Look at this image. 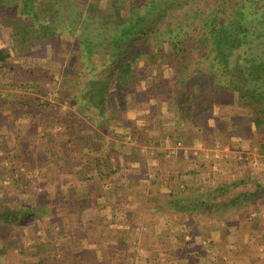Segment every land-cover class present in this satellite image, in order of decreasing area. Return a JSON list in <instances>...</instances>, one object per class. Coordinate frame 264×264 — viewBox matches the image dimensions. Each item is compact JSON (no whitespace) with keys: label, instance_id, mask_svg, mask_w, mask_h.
Here are the masks:
<instances>
[{"label":"rangeland","instance_id":"1","mask_svg":"<svg viewBox=\"0 0 264 264\" xmlns=\"http://www.w3.org/2000/svg\"><path fill=\"white\" fill-rule=\"evenodd\" d=\"M60 1L54 12L40 6L35 17L36 26L50 19L59 25L58 46L38 41L26 58L15 55L7 65L0 63V214L30 211L23 223H0V264H178L180 248L191 249L184 263L263 260L264 190L238 206L217 205L238 190L255 191L256 183L264 184V154L258 144L264 136L222 134L247 109L237 103L216 106L213 116L223 131L207 132L201 139L186 113L176 112L167 99H151L140 91L143 81L136 75V93L125 90L124 100L116 102L121 109L116 120L112 105L106 110L89 102L87 82L101 66L90 69L88 63L98 62L95 55L86 57L78 49L77 28L84 15L81 24L76 17L92 5L101 8L105 0ZM60 14L70 28L76 25L74 31L65 27ZM93 32L91 42L105 41ZM1 44L17 54L12 35L2 28ZM106 45L91 46L100 52L101 63ZM156 50L152 37L150 51ZM140 57V63L147 61ZM65 68L71 75L66 76ZM166 74L174 72L169 68ZM197 81L196 76L188 79L191 94ZM72 131L85 136V142ZM97 131L106 138L103 154L115 140L117 149L135 157L125 160L119 153L96 162L93 154L98 153L84 144ZM116 166L115 173L106 174ZM243 178L246 182L232 191L212 197L211 191L224 182ZM220 225L232 230L228 239L234 250L214 259L202 252L210 245L204 237Z\"/></svg>","mask_w":264,"mask_h":264},{"label":"trees","instance_id":"2","mask_svg":"<svg viewBox=\"0 0 264 264\" xmlns=\"http://www.w3.org/2000/svg\"><path fill=\"white\" fill-rule=\"evenodd\" d=\"M68 1L67 5L74 3V0ZM54 4L61 5V1L0 0V30L5 29L12 35L14 47L18 51L14 54L8 46L1 44L2 65H7L15 55L26 58L32 52V44L38 41L44 44V40H48L54 47L58 46L59 25L53 24L51 19L39 26L35 22L40 6L43 8L47 5L44 7L45 12L56 11ZM63 4H66L65 1ZM78 15V22L84 15V22L77 28V38L81 42L78 49L82 48V54L86 57L95 55L99 63H88L90 69L101 66V72L90 74L92 77L88 79L89 86L85 94L89 102L99 105L101 109L106 106L107 110L108 105H112V117L118 118L116 120L121 118V109L116 106V102L124 100L125 90L136 93L132 83L136 75H140L143 81L140 91L147 93L151 99H167L176 112L186 113L193 128L202 132L201 139L206 138L207 132L223 131L217 126L219 118L213 116L216 106L235 103L247 110L238 115L230 129H225L222 133H227L225 138L232 137L236 131H242L252 139L264 136V0H105L101 8L92 5L85 14L80 11ZM60 16L66 28L72 31L76 29L74 23L72 25L75 26L70 28L71 24L65 21L64 15ZM92 32L93 35L106 38L102 41L105 44L107 42L108 46L103 63L100 62L101 55H96L100 52L93 51L91 47L96 48L102 42H91L89 36ZM152 37H155L156 51H150ZM136 51L141 52L138 54ZM140 56L147 61L140 63ZM169 68L174 72L171 77L166 74ZM65 69L66 76L71 75L69 68ZM159 75L162 77L156 79ZM191 76L198 79V89L192 94L187 87ZM3 100L4 97L0 96V102ZM68 127L70 129L71 124ZM70 134L78 140L81 138L83 142L86 140L79 133L72 131ZM128 134L137 139L136 131ZM88 137L90 140L84 145L93 153H98L93 154L96 162L119 153L124 155L125 160L135 157V154L117 149L115 140L105 155L101 150L104 145L102 141L106 140L103 133L97 131ZM74 140L77 144V140ZM180 140V134L174 137L175 144ZM258 144L260 152L264 154V140ZM85 146L80 150H84ZM86 160L90 161L89 158ZM197 163L204 164L199 161ZM117 168L106 174L112 175ZM245 182L244 178L224 182L215 191H211L212 197L225 193L228 188L232 191L233 187ZM256 186L255 191L245 190L247 192L244 193L238 190L228 199L218 201L217 205L226 208L238 206V201L245 203L264 190V184L258 182ZM168 189L172 191L173 186ZM31 211L34 213L33 209ZM29 212L26 208L17 213L4 212L0 214V223H23ZM180 249L177 250L178 264H191L183 262L187 254L190 257L191 249Z\"/></svg>","mask_w":264,"mask_h":264},{"label":"crops","instance_id":"3","mask_svg":"<svg viewBox=\"0 0 264 264\" xmlns=\"http://www.w3.org/2000/svg\"><path fill=\"white\" fill-rule=\"evenodd\" d=\"M171 216L172 215H170L168 217H171ZM172 220H174V219H172ZM217 228H218V226H214L212 228V230L210 231V233H208L204 237L208 240V244H210V245L204 246L205 249L202 250L203 253H207V254H209V256L213 255L211 257L214 259H215V257H214L215 255L219 256L220 254H223V253L229 254L230 251L234 250L233 242L228 239L229 237H231V231L232 230L230 231L229 228H223L221 225L219 226L218 229ZM217 230H220V231H217ZM222 233L225 234V237H227V239H225V238H224L225 240L223 239ZM211 245H213V246H211ZM251 263H253V264H264V258H263V260H259L258 257L255 259H254V257H252L250 264Z\"/></svg>","mask_w":264,"mask_h":264}]
</instances>
